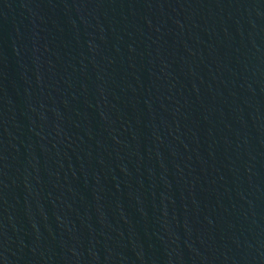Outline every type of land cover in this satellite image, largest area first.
Wrapping results in <instances>:
<instances>
[{
  "label": "water",
  "instance_id": "95a60500",
  "mask_svg": "<svg viewBox=\"0 0 264 264\" xmlns=\"http://www.w3.org/2000/svg\"><path fill=\"white\" fill-rule=\"evenodd\" d=\"M0 264H264V0H0Z\"/></svg>",
  "mask_w": 264,
  "mask_h": 264
}]
</instances>
